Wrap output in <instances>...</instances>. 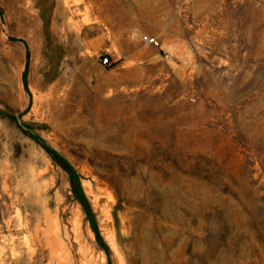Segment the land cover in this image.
<instances>
[{
    "label": "rangeland",
    "instance_id": "rangeland-1",
    "mask_svg": "<svg viewBox=\"0 0 264 264\" xmlns=\"http://www.w3.org/2000/svg\"><path fill=\"white\" fill-rule=\"evenodd\" d=\"M0 264H264V0H0Z\"/></svg>",
    "mask_w": 264,
    "mask_h": 264
},
{
    "label": "crops",
    "instance_id": "crops-1",
    "mask_svg": "<svg viewBox=\"0 0 264 264\" xmlns=\"http://www.w3.org/2000/svg\"><path fill=\"white\" fill-rule=\"evenodd\" d=\"M126 11L130 14L137 12L135 9H127ZM81 39L85 48L89 51L105 50L114 54L112 46L114 33H111L109 30L92 31L91 26L88 25L85 27ZM115 39L120 40L117 35H115Z\"/></svg>",
    "mask_w": 264,
    "mask_h": 264
},
{
    "label": "trees",
    "instance_id": "trees-1",
    "mask_svg": "<svg viewBox=\"0 0 264 264\" xmlns=\"http://www.w3.org/2000/svg\"><path fill=\"white\" fill-rule=\"evenodd\" d=\"M71 179H72V185H73V188H74V192H75V194H76L77 197L81 200L83 206L85 207V211H86L87 213H89L90 210L87 209V203H86L85 199L83 198V195H82L81 189L79 188V181H78L77 179L75 180V178H74L73 175L71 176Z\"/></svg>",
    "mask_w": 264,
    "mask_h": 264
},
{
    "label": "built area",
    "instance_id": "built-area-1",
    "mask_svg": "<svg viewBox=\"0 0 264 264\" xmlns=\"http://www.w3.org/2000/svg\"><path fill=\"white\" fill-rule=\"evenodd\" d=\"M142 40L147 43V44H154L157 45L158 41L155 37L149 36V35H143ZM101 64L102 65H107L109 64V57L107 55L101 56Z\"/></svg>",
    "mask_w": 264,
    "mask_h": 264
},
{
    "label": "bare ground",
    "instance_id": "bare-ground-1",
    "mask_svg": "<svg viewBox=\"0 0 264 264\" xmlns=\"http://www.w3.org/2000/svg\"><path fill=\"white\" fill-rule=\"evenodd\" d=\"M33 100V99H32Z\"/></svg>",
    "mask_w": 264,
    "mask_h": 264
}]
</instances>
